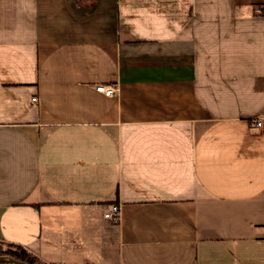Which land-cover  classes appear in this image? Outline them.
Segmentation results:
<instances>
[{"label":"crops","instance_id":"obj_1","mask_svg":"<svg viewBox=\"0 0 264 264\" xmlns=\"http://www.w3.org/2000/svg\"><path fill=\"white\" fill-rule=\"evenodd\" d=\"M260 116L264 0H0V241L264 264Z\"/></svg>","mask_w":264,"mask_h":264},{"label":"built area","instance_id":"obj_2","mask_svg":"<svg viewBox=\"0 0 264 264\" xmlns=\"http://www.w3.org/2000/svg\"><path fill=\"white\" fill-rule=\"evenodd\" d=\"M96 90L99 93L104 94L107 97H113L116 93V87L112 86V85H98L96 87ZM34 101H37V98L34 97L33 98ZM252 126L256 127V128H262L264 127V117L260 116V117H256L252 120ZM105 218L118 223L120 221L121 218V207L118 204H114L111 206V208L109 209V211L107 213H105Z\"/></svg>","mask_w":264,"mask_h":264},{"label":"trees","instance_id":"obj_3","mask_svg":"<svg viewBox=\"0 0 264 264\" xmlns=\"http://www.w3.org/2000/svg\"><path fill=\"white\" fill-rule=\"evenodd\" d=\"M10 245L17 246L18 248L21 249V253H15L12 256L13 259H16L18 261H23L27 264H40L39 259L35 255L30 253L28 250H26L23 246L15 245V244H10ZM2 264H7V263H2Z\"/></svg>","mask_w":264,"mask_h":264},{"label":"rangeland","instance_id":"obj_4","mask_svg":"<svg viewBox=\"0 0 264 264\" xmlns=\"http://www.w3.org/2000/svg\"><path fill=\"white\" fill-rule=\"evenodd\" d=\"M15 253H21V249L17 246L0 241V257L12 258ZM3 262H0L2 264ZM40 263V262H39ZM42 264V263H40Z\"/></svg>","mask_w":264,"mask_h":264},{"label":"water","instance_id":"obj_5","mask_svg":"<svg viewBox=\"0 0 264 264\" xmlns=\"http://www.w3.org/2000/svg\"><path fill=\"white\" fill-rule=\"evenodd\" d=\"M0 262L7 263V264H27L23 261H18L13 258H5V257H0Z\"/></svg>","mask_w":264,"mask_h":264}]
</instances>
